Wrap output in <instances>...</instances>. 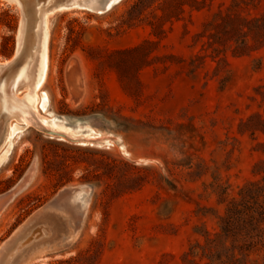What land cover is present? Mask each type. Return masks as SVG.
I'll return each mask as SVG.
<instances>
[{
  "label": "rangeland",
  "instance_id": "1",
  "mask_svg": "<svg viewBox=\"0 0 264 264\" xmlns=\"http://www.w3.org/2000/svg\"><path fill=\"white\" fill-rule=\"evenodd\" d=\"M179 1L109 0L105 13L45 15L27 101L52 128L113 136L126 156L159 165L133 164L108 139L101 145L111 149L70 144L14 120L0 147V258L33 214L80 186L49 215L62 223L56 235L27 246L21 264H209L197 244L217 241L229 202L264 177V134L242 127L255 114L264 119V44L241 56L221 51L218 66L216 15L232 7L262 21L264 0H206L169 19ZM20 19L0 0V64L15 53ZM146 42L145 54L132 51ZM57 116L86 124L65 127ZM246 264H264V239Z\"/></svg>",
  "mask_w": 264,
  "mask_h": 264
},
{
  "label": "water",
  "instance_id": "2",
  "mask_svg": "<svg viewBox=\"0 0 264 264\" xmlns=\"http://www.w3.org/2000/svg\"><path fill=\"white\" fill-rule=\"evenodd\" d=\"M14 3L20 10L21 19L19 22L16 49L13 57L5 64L0 65V147L4 144L7 134L9 132V125L14 120L22 124L24 128L32 127L41 132L45 136L57 140H62L70 144L80 146H91L103 149H111L103 147L101 144L105 140L114 142V147L126 159L135 165H151L159 162L150 158L133 159L120 149V145L115 141L113 136L106 137H72L64 131L52 128L47 124L44 118L34 109V107L27 101L24 95L25 91L33 92L37 74L39 69L40 54L44 47L43 32H44V18L47 13L56 12L58 10L70 8H82L96 13H105L109 0H7ZM94 2V3H92ZM92 3L93 8L87 5ZM77 60L72 58L66 69L67 83L71 87L74 84L71 79L73 71L77 69ZM79 95H74L75 102L80 98ZM58 117V116H57ZM58 123L65 127L76 128L82 127L86 123H77L74 126L66 119L58 117ZM85 144V145H83ZM80 186L66 187L47 205L36 212L29 218L30 233L22 242L16 245L9 254L8 260L14 257L21 249L29 246L35 241H40L46 236H50L55 225L50 219L49 214L44 215L38 221L34 222L37 217H40L43 210L54 207L62 198L68 194H72ZM92 188V187H91ZM12 191V190H11ZM9 191L6 194H10ZM3 195V194H2ZM24 227V226H23ZM0 260V264L3 262ZM8 264V262H7Z\"/></svg>",
  "mask_w": 264,
  "mask_h": 264
},
{
  "label": "trees",
  "instance_id": "3",
  "mask_svg": "<svg viewBox=\"0 0 264 264\" xmlns=\"http://www.w3.org/2000/svg\"><path fill=\"white\" fill-rule=\"evenodd\" d=\"M186 2L181 0L175 4V9L168 15L169 19H179V14L184 12L185 6L194 10H202L206 6V0H191ZM221 22L216 25L221 31L213 34L219 45L224 46V50L215 49L219 58L221 51L230 49L234 56L248 54L256 45L264 44V20L248 19L234 12L232 7L226 12L219 11L216 15ZM158 37L164 33L162 27L159 28ZM249 37L253 41L250 43ZM146 42L134 49L133 52L145 54ZM226 63V57L218 59V66ZM264 99V95H262ZM252 118L242 124L244 131L250 132L252 136L261 132L264 134V119L255 114ZM260 150L264 153V142L259 143ZM264 160L260 162L258 173H264ZM220 231L217 234V241L207 238L205 246L197 244L202 250V256L209 264H246L250 253L264 239V177L261 182L249 184L239 194V198H233L227 207L225 216L221 217L219 224ZM208 236V232H206Z\"/></svg>",
  "mask_w": 264,
  "mask_h": 264
},
{
  "label": "bare ground",
  "instance_id": "4",
  "mask_svg": "<svg viewBox=\"0 0 264 264\" xmlns=\"http://www.w3.org/2000/svg\"><path fill=\"white\" fill-rule=\"evenodd\" d=\"M6 63V62H5ZM5 63H3V64H5ZM1 65V64H0ZM44 75V74H43ZM54 129H57V128H54ZM10 130V129H9ZM59 130H61V131H64V132H66L67 134H69L66 130H64V129H59ZM7 135H9V134H7ZM70 136H72V137H74V135L73 134H69ZM6 140V139H5ZM53 210V208L52 207H50L49 209H46V210H43L42 211V213H41V215H40V217H37L36 218V220L34 221V222H36V221H38L41 217H43L44 215H48L49 213H51V212H53L52 211ZM39 212V211H38ZM52 214V213H51ZM50 215V214H49ZM49 217V216H48ZM51 220H52V222H53V224L55 225V230H57V232H58V230L61 228V222L60 221H58V220H54L53 218H50ZM29 222V221H28ZM27 222V223H28ZM29 224V223H28ZM30 230H31V228H30V225H28V226H26L25 227V225H24V227H22L21 229H20V231H19V234H20V237L14 242V244L11 246V247H9L6 251H5V253H4V255H2V257L0 258V260H2V258L4 259L3 260V262H2V264H7V262H8V264H21L22 262V259H23V257L26 255V253L30 250V248L29 247H25V248H23V249H21L14 257H12L11 259H9L8 260V254H9V252L13 249V248H15L16 247V245L17 244H19L20 242H22L23 241V239L26 237V236H28L29 235V233H30ZM72 234V233H71ZM54 235H56V233H54V231L51 233V236H54ZM76 237V236H75ZM72 238V237H71ZM69 241V240H68Z\"/></svg>",
  "mask_w": 264,
  "mask_h": 264
}]
</instances>
